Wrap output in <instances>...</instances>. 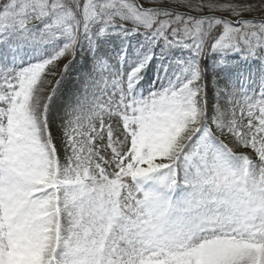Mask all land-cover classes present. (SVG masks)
<instances>
[{
    "label": "snow or ice",
    "instance_id": "1",
    "mask_svg": "<svg viewBox=\"0 0 264 264\" xmlns=\"http://www.w3.org/2000/svg\"><path fill=\"white\" fill-rule=\"evenodd\" d=\"M0 264H264V0H0Z\"/></svg>",
    "mask_w": 264,
    "mask_h": 264
},
{
    "label": "rangeland",
    "instance_id": "2",
    "mask_svg": "<svg viewBox=\"0 0 264 264\" xmlns=\"http://www.w3.org/2000/svg\"><path fill=\"white\" fill-rule=\"evenodd\" d=\"M226 15V14H225ZM260 13H252L250 16L259 17ZM81 64V57L76 58V63L71 65L68 69L67 75L64 77L61 89L66 93H70L73 90L76 81L79 79V69ZM63 67V66H62ZM61 67V69H62ZM59 78V77H57Z\"/></svg>",
    "mask_w": 264,
    "mask_h": 264
}]
</instances>
